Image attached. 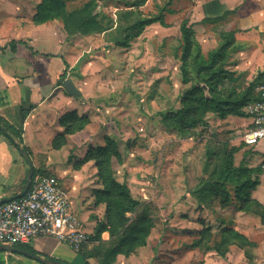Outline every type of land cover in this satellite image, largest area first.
<instances>
[{
  "label": "rangeland",
  "instance_id": "1",
  "mask_svg": "<svg viewBox=\"0 0 264 264\" xmlns=\"http://www.w3.org/2000/svg\"><path fill=\"white\" fill-rule=\"evenodd\" d=\"M66 1L69 9L73 10L81 8L90 0ZM96 1L95 13L100 15V20L106 27L105 32L95 34L100 50L107 51L108 55V60L104 62L107 72L103 73L107 74L112 85L121 88L118 97H124L118 106L119 110L110 112L111 115L108 116L114 122L107 127L109 131L107 138L116 142L122 162L123 160L129 162L131 168H128V171L134 169V172L138 173L140 169L136 168L137 160L146 162L149 166L157 165L154 172L146 173V177L139 174L140 179L148 181L146 184L138 182L136 178L132 183V191L139 199H143L144 194L138 185L148 187L144 190L149 198L143 199L146 205L143 212H147L154 221L153 240L166 243L162 252L165 253L167 261L169 258L172 260L170 264H248L243 252L238 248H232L226 259L204 249L192 250L190 244L194 239L190 235H195L196 230L194 228V233L191 234L186 231L191 230L196 221L192 219L185 222V219H189L190 213H184L181 205L202 177L207 143L217 139L233 144L230 140L236 137H239L238 144L243 143V138L240 137L246 132V123L236 130H229L230 123L227 119L219 121L216 115L209 114L204 124L182 135L167 129L157 119L161 112L175 113L179 110L184 94L192 86L184 83L180 70L182 21L188 19L190 24H193L195 41L205 56L213 49L219 48L224 40L222 37L224 33L241 32L235 29L239 23L228 21L218 24L201 23L206 17H216L224 13L226 6L222 1L227 0ZM161 13L164 16V24L139 25V22ZM114 37L124 39V44L117 48L112 44ZM240 43L241 45L234 44L235 50H232L228 70H233V65L237 62V54L244 46L243 37L240 38ZM232 85L226 82L223 87L230 89ZM121 111L122 114H119ZM73 152L74 150L68 154L67 162L63 160L53 162L51 167H47L48 156L44 155L41 157L43 165L38 168L37 174L53 175L60 179L69 191L75 211L85 222L86 231L92 233L93 226L105 221L106 207L96 206L94 199V191L102 188V182L98 179V171L93 161L85 165L82 161L76 163L80 164L78 167H83V171L74 178L75 173L70 164L77 156ZM240 161L241 156L237 155L236 164L238 165ZM113 162L117 174L123 176L127 169H122L123 167H120L122 162L119 163L115 158ZM62 170L66 175H60ZM128 175L130 174L126 172L125 177ZM238 205L239 203H233L229 208L218 207L219 211H215L214 207L207 209L204 214H201L200 210L199 216L210 221H213L212 217L216 218L211 229L218 236L223 228L233 226L230 220L239 213ZM211 210H214L213 214ZM85 211H91L90 220L84 215ZM222 222L225 224H221ZM240 223L253 226L244 218H241ZM51 240H41L40 246L56 243L54 239ZM71 252L75 251L67 245H62L57 253L71 255ZM250 253L251 255L256 253V264H264V247L260 252L256 248H250ZM75 254L78 256V253ZM156 254H159L158 249ZM3 256L4 253L0 254L1 258ZM21 257L34 262L27 257Z\"/></svg>",
  "mask_w": 264,
  "mask_h": 264
},
{
  "label": "crops",
  "instance_id": "2",
  "mask_svg": "<svg viewBox=\"0 0 264 264\" xmlns=\"http://www.w3.org/2000/svg\"><path fill=\"white\" fill-rule=\"evenodd\" d=\"M42 2L43 0H0V125L3 123L11 127L8 135L14 137L16 142H19V134L23 140L20 145H16L0 130V200L16 198L25 190L30 166L21 153L20 149L23 148L28 150L27 154L36 170L43 165L41 157L44 155L48 156L47 167H51L53 162L62 160L67 162L68 154L74 150L77 158L70 166L73 167L74 178L78 177L83 167L77 168L76 163L85 158L91 147L96 148L105 144L109 134L107 127L114 122L108 116L111 115L110 112L119 110L118 106L124 99L123 96L118 97L121 88L112 85L107 74L103 73L107 72L104 62L108 60V55L107 51L100 50L97 36L70 37L63 23L57 19L36 23L37 7ZM222 4L226 6V11H234L226 21L239 23L235 29L241 32L236 33L235 43L241 45L240 38L243 37L244 46L237 54L233 70H230L235 72L236 80L227 81L239 85L238 89L241 90L254 82L259 74L264 73V0H238L237 3L227 0L222 1ZM66 80L73 82L81 93L79 97L72 96L65 90ZM254 94L261 99L264 97V77L258 81ZM242 111L245 114L243 117L236 115L227 117V122L230 123L229 130H236L242 124L244 126V123L246 131L250 128L252 116L248 113L247 106ZM71 112L88 117L91 123L83 131L68 136L67 145L56 150L52 145L53 140L64 131L59 123L60 119ZM119 114H122V111ZM210 114L216 115L219 121L225 120L218 114ZM238 140L239 137L231 139V143L234 144L231 145L242 146L237 155L241 156V161L245 160L249 169L255 171L254 177L259 180L257 187L252 191V198L264 206V140L255 147L247 146L244 141L238 144ZM136 165V168L140 169L137 174L134 169L128 171L129 162L124 160L120 164L122 169H127L123 176L117 174L114 162L113 169L116 179L127 183L133 197L143 202V199L149 198L144 191L148 187L138 185L144 194H142L144 198L139 199L132 191V183L137 179L138 182L146 184L148 181L140 179L139 174L146 177V173L154 172L157 165L149 166L148 163L139 160ZM126 172L130 174L128 178L125 177ZM63 174L66 175L64 170L60 175ZM181 205L184 213H190L189 219H185V222L192 219L196 221L192 229L186 231L191 234L195 228V235H190L193 239L203 229L202 224L213 227L216 218L212 217L213 221L200 218L201 211V214H204L209 209L198 210V203L190 193ZM213 211L211 210L212 214ZM215 211H219V208L215 207ZM237 212L239 213L230 220L233 222L232 227L243 233L254 244L253 248L260 252L264 247V223L259 216L243 211ZM90 213L91 211H85L84 214L88 220ZM241 218L251 222L253 226L241 225ZM223 223L225 224V222L221 224ZM186 227L189 228L188 225ZM95 228L96 225L93 226L91 234H94ZM102 238L108 241L109 233H104ZM41 240L51 238L38 239L31 246L42 258L60 260L68 264H82L77 261L75 252H71V255H58L64 253H57L64 244L53 240L55 244L40 246ZM165 244L154 241L151 234L146 247L140 248L130 256L119 255L113 264H170L172 260L169 258L167 261L165 253L162 252ZM232 248L241 250L248 264L257 263L256 253H252V259L249 260L244 250L238 246ZM156 249L159 254H156ZM2 253L4 256L0 257V264H41L29 257L27 258L36 263L25 260L21 254L0 252ZM88 263L101 264L96 258L88 260Z\"/></svg>",
  "mask_w": 264,
  "mask_h": 264
},
{
  "label": "trees",
  "instance_id": "3",
  "mask_svg": "<svg viewBox=\"0 0 264 264\" xmlns=\"http://www.w3.org/2000/svg\"><path fill=\"white\" fill-rule=\"evenodd\" d=\"M96 5V0H90L81 8L70 10L66 0H43L37 7L35 22L60 20L70 37L103 33L106 27L102 24L100 15L95 13ZM232 13L234 11H225L221 16L204 18L201 23L218 24L226 21ZM139 23L140 26L164 24V16L161 13ZM180 32L181 75L184 83L192 84V86L184 94L182 107L179 110L175 113L161 112L157 115V119L167 129L185 135L204 124L210 113L218 114L221 119H227L229 115L245 116L242 109L261 100L254 91L258 81L264 77V73L259 74L257 79L245 89L239 90L237 85H232L230 89L223 87L227 81L236 80L235 72L228 70L227 67L232 50H235L236 32L224 33L222 35L224 40L219 48L213 49L207 56L196 43L194 26L188 19L182 21ZM112 44L120 47L124 44V39L114 37ZM59 123L64 131L53 140L52 145L56 150L67 145V137L83 131L91 121L86 116L71 112L64 115ZM0 126L1 132L6 133L14 144L22 143L20 134L19 142L8 135L10 126L3 123ZM216 140L207 143L202 177L198 185L190 192L198 203V209L225 208L233 203H239L237 211L259 216L264 223V206L252 198V191L259 183V180L254 177L255 171L246 166L244 159L239 165L235 162L236 155L242 146L236 147L228 141ZM23 150L28 152L26 148ZM114 158L119 163L122 162L116 142L106 138L103 146L91 147L82 160L83 165L92 161L95 163L98 179L102 182V188L94 191L95 204L106 207L105 221L96 226L91 238L95 245L78 253L77 261L82 264H89L88 260L93 258L98 259L101 264H113L119 255L130 256L136 253L140 248L147 246L155 227L151 216L143 212L146 208L145 203L133 197L127 183L116 179L113 169ZM78 166L80 164H77V168ZM37 170L34 169L33 177L37 175ZM202 225L203 229L197 233L190 245L192 249L199 248L206 252H215L225 259L231 247L238 246L245 251L249 260L252 259L250 248H253L254 244L243 233L228 226L223 228L217 236L211 227ZM104 233H109L108 241L103 240ZM16 247L39 254L31 245Z\"/></svg>",
  "mask_w": 264,
  "mask_h": 264
},
{
  "label": "built area",
  "instance_id": "4",
  "mask_svg": "<svg viewBox=\"0 0 264 264\" xmlns=\"http://www.w3.org/2000/svg\"><path fill=\"white\" fill-rule=\"evenodd\" d=\"M252 124L243 136L249 147L264 140V97L247 106ZM75 211L69 191L53 175L37 174L26 195L0 205V245H32L51 238L76 253L95 245Z\"/></svg>",
  "mask_w": 264,
  "mask_h": 264
},
{
  "label": "water",
  "instance_id": "5",
  "mask_svg": "<svg viewBox=\"0 0 264 264\" xmlns=\"http://www.w3.org/2000/svg\"><path fill=\"white\" fill-rule=\"evenodd\" d=\"M64 88L72 96L79 97L81 95V93L79 92V90H77V88L74 86V84L71 80H66L64 82ZM0 130H2L1 126H0ZM20 150H21L23 157L28 162V164L30 166V170H29V173L27 176V182H26L25 190L20 196H18L16 198H21L27 194V192L31 186L33 176H34V167H33V164L30 160L29 155L23 149H20ZM13 199H15V198H13ZM13 199H10V200H13ZM10 200H0V205L3 204L4 202L10 201ZM0 252H10V253H15V254H21L23 256L32 258L41 264H68V263H66L64 261H60V260L45 259V258H42L41 256H39L37 254H33V253L28 252L26 250H22V249H19L17 247H12V246H7V245H0Z\"/></svg>",
  "mask_w": 264,
  "mask_h": 264
}]
</instances>
